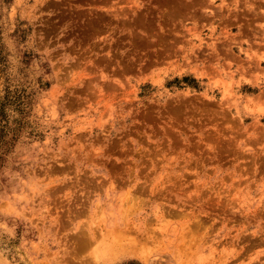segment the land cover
Instances as JSON below:
<instances>
[{"label":"rangeland","instance_id":"obj_1","mask_svg":"<svg viewBox=\"0 0 264 264\" xmlns=\"http://www.w3.org/2000/svg\"><path fill=\"white\" fill-rule=\"evenodd\" d=\"M0 264H264V0H0Z\"/></svg>","mask_w":264,"mask_h":264}]
</instances>
